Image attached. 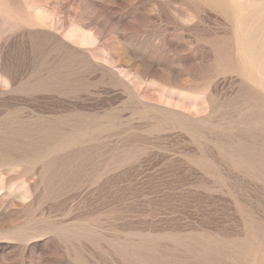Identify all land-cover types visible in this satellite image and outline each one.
<instances>
[{
	"label": "rangeland",
	"instance_id": "374dc122",
	"mask_svg": "<svg viewBox=\"0 0 264 264\" xmlns=\"http://www.w3.org/2000/svg\"><path fill=\"white\" fill-rule=\"evenodd\" d=\"M262 245L264 0H0V264Z\"/></svg>",
	"mask_w": 264,
	"mask_h": 264
},
{
	"label": "bare ground",
	"instance_id": "6f19581e",
	"mask_svg": "<svg viewBox=\"0 0 264 264\" xmlns=\"http://www.w3.org/2000/svg\"><path fill=\"white\" fill-rule=\"evenodd\" d=\"M250 52V51H249ZM248 52V53H249ZM255 53V52H254ZM254 53H252V54H254ZM255 57V56H254ZM254 57H252L251 56V59H254ZM256 58V57H255ZM250 59V58H249ZM255 60V59H254ZM256 61V60H255ZM253 66V65H252ZM252 231H251V236H250V243L251 244H253L254 245V238H256V232H255V230L254 229H251ZM256 240V239H255ZM249 245V248L248 249H250L249 250V253H253L254 251H255V247L254 246H252V245ZM261 245V244H260ZM254 250V251H253ZM259 250H261V252H260V254L258 255V256H256V258H257V260L259 261V263H262V264H264V245H262L261 246V248L259 249ZM257 251V250H256ZM255 251V252H256ZM250 258V257H249ZM248 258V259H249ZM250 261H251V259H250ZM257 261V262H258ZM257 264V263H256Z\"/></svg>",
	"mask_w": 264,
	"mask_h": 264
}]
</instances>
